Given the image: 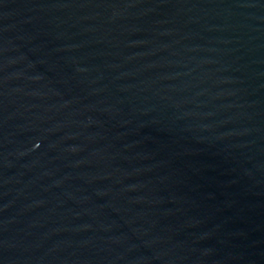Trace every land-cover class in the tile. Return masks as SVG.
I'll return each instance as SVG.
<instances>
[{"label": "water", "instance_id": "1", "mask_svg": "<svg viewBox=\"0 0 264 264\" xmlns=\"http://www.w3.org/2000/svg\"><path fill=\"white\" fill-rule=\"evenodd\" d=\"M0 264H264V0H0Z\"/></svg>", "mask_w": 264, "mask_h": 264}]
</instances>
